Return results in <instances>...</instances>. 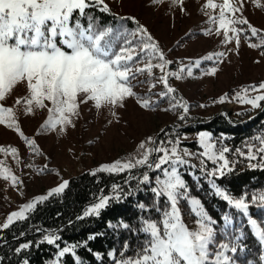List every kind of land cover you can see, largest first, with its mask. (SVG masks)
I'll return each mask as SVG.
<instances>
[{
    "label": "snow or ice",
    "instance_id": "snow-or-ice-1",
    "mask_svg": "<svg viewBox=\"0 0 264 264\" xmlns=\"http://www.w3.org/2000/svg\"><path fill=\"white\" fill-rule=\"evenodd\" d=\"M152 3L163 4L164 0H152ZM250 3L257 8H264L261 0H250ZM168 6L186 13L184 0H170ZM91 8L111 13L105 0H0V125L15 131L29 151L38 153L39 148L36 141L21 130L18 110L24 115L46 110V118L37 132L46 129L61 134L66 133L69 127L76 126L80 106L86 103H90L98 113L107 110L109 124L113 121L119 123L118 109L124 108L129 98H134L141 110L155 111L159 108L160 111H171L176 113L177 120L186 122L193 105L177 96L176 88L169 81L170 77L176 80L184 79L185 75L193 77V69L200 68L201 61L214 63L207 69L201 68L200 75H215V62L228 57L231 51L238 54L241 39L249 47L260 49L261 55H264V29L257 28L243 15L244 0H222L221 3L204 0L202 10H205L209 26L201 31L206 36L218 37L221 45L232 43L234 47L226 51L209 52L188 64L180 62L175 71L169 70L172 61L166 57L148 27L135 16L111 13L116 24H104L98 16L87 11ZM209 9L219 11L214 13L207 11ZM129 20L135 25L131 29L125 23ZM252 38L256 42H252ZM154 70H159V77H156ZM145 73L146 80L137 79ZM133 80L137 84L148 83L149 91L143 95L134 91ZM20 84L25 86L24 94L16 96L13 105L5 106L2 101ZM157 84L162 85L163 90L153 95L151 89ZM229 99L248 105L252 110L264 108V80L258 84L241 86L234 90L231 98L223 93L211 103H223ZM165 101L166 106L160 108ZM199 107L207 105L202 103ZM177 127L179 125H173L174 129ZM160 131L166 139L156 135L146 136L139 140L133 152L90 169L91 175L100 171L112 174L128 172L125 184L135 180L136 190L147 184L153 194L151 204L138 202L141 215L137 226H130L124 221L116 225L143 234V240L134 257L115 259L114 264H239L229 253L246 250L242 243L243 233L238 227H233V232H229L234 217L227 212L221 217L223 226L219 229L214 227L216 220L208 214L201 200L189 195L187 183L178 170L185 165L198 167L199 172L209 180L215 196L247 218L252 234L264 248V226L249 212L250 205L264 210V190H253L250 199L247 192L237 197L212 179L231 173L236 165V160L228 158L230 149L225 145L223 136L213 138L209 131L197 132V143L202 151L193 153L181 147L179 133L173 138L164 129ZM244 148L246 151L237 147L233 155L245 157L249 168L264 169V133L252 137L244 144ZM0 153L10 155L17 165L21 162L19 150L14 146L0 145ZM189 157H195L199 164H192ZM207 162H211L213 167L208 168ZM134 169L144 170L133 176ZM46 170H49L47 165L37 169V173ZM149 170H160L161 174L156 175L153 181ZM50 171L59 175L55 168ZM0 178L9 181L13 187L23 184L4 160H0ZM68 184V180L61 179L46 193L19 205L0 223V230L9 228L16 221L26 220L38 204L54 194H61ZM134 194L131 187L125 191L119 184H113L109 195H101L77 219L99 216L110 199L120 200ZM160 197L165 198L163 209L157 203ZM182 200L187 202L195 217L194 227L190 228L183 219L179 207ZM153 208L157 213L156 219L144 215ZM112 226L109 222V227ZM37 231L40 229L37 228ZM93 238L92 235L88 237L89 240ZM58 240L59 236L50 230L42 235V241L49 245L56 244ZM31 244L32 241L20 243L14 251L20 253ZM129 245L130 242L126 241L124 248L127 249ZM76 247V244L58 247L50 264H59L60 258L66 254H71L79 264L74 251ZM94 255L99 258L100 253ZM107 255L113 257L114 253L109 251ZM260 262L264 264V254ZM20 264H29V261L23 259ZM247 264H252V261L249 260Z\"/></svg>",
    "mask_w": 264,
    "mask_h": 264
},
{
    "label": "rangeland",
    "instance_id": "rangeland-1",
    "mask_svg": "<svg viewBox=\"0 0 264 264\" xmlns=\"http://www.w3.org/2000/svg\"><path fill=\"white\" fill-rule=\"evenodd\" d=\"M110 6L111 13L120 16L133 15L140 23L145 24L153 37L158 41L165 52L166 57L172 61L168 66L170 71H175L180 62L188 64L209 52L226 51L233 48L232 43L221 45L219 38L215 35L206 36L201 29L208 27L207 17L204 15L202 5L204 0H184L186 13H181L176 7H169L170 0H164L163 4H153L152 0H105ZM221 3L222 0H216ZM264 3V0H261ZM245 8L243 15L254 26L264 29V8H257L244 0ZM97 8H91L94 13ZM99 12L100 10L97 9ZM218 13L219 9L207 10ZM102 12V11H101ZM104 13V12H102ZM111 13L109 21L105 24H116ZM100 19L102 17L98 16ZM131 29L135 25L132 21H125ZM187 34V35H186ZM252 42H256L252 38ZM256 61H259L258 63ZM213 61H201L200 68H194V76L176 80L170 77V83L176 88L177 96L193 105L189 115L196 117L200 124L217 117L228 119L229 114L235 117L237 111L251 110L256 114L261 109H250L248 105H241L235 100H226L223 103H211L223 93L229 98L241 86L258 84L264 80V55L260 49H254L241 39L239 53L229 52L228 57L217 61V72L215 75H200V69H207L213 66ZM156 77H159V70H154ZM147 74L138 76L139 80H146ZM134 91L143 95L149 91L148 83L137 84L132 81ZM163 90V86L157 84L151 89L153 95ZM25 86L20 84L6 97L2 103L5 106L14 104L18 95H23ZM207 107L201 108L200 104ZM264 103V102H262ZM167 101L160 105L165 107ZM120 121L108 123L107 110L100 113L90 103L80 106V117L75 121V127H69L64 134L55 130H40V124L46 118V110L37 111L34 115H24L17 111V118L23 133L33 138L38 145L39 152L29 151L24 141L13 130L0 125V145L14 146L19 150L20 164L17 165L10 155L0 153V160L6 161V165L23 181L22 185L13 187L9 181L0 178V223L4 221L7 214L16 210L19 205L30 198L44 194L51 187L60 183L61 179L70 180L83 172L97 167L100 163L110 162L118 157H124L133 152L139 140L149 135H156L159 138L163 135L160 131L173 128L178 124L177 115L171 111L141 110L135 103L134 98H129L126 106L118 109ZM189 124L179 123L176 131L185 129ZM197 132H191L183 136L184 142H190L196 137ZM183 148H187L184 146ZM48 166L49 170L37 173V169ZM55 168L59 175L50 169ZM180 173H183V166H180ZM158 171V170H157ZM103 172V171H100ZM106 173V172H103ZM112 174V173H107ZM156 173L150 175L154 181ZM22 193V194H21ZM185 223L191 228L194 227V215L179 204ZM4 230V229H2ZM62 258V257H61ZM60 258V259H61ZM59 264L60 261H59Z\"/></svg>",
    "mask_w": 264,
    "mask_h": 264
},
{
    "label": "trees",
    "instance_id": "trees-1",
    "mask_svg": "<svg viewBox=\"0 0 264 264\" xmlns=\"http://www.w3.org/2000/svg\"><path fill=\"white\" fill-rule=\"evenodd\" d=\"M89 10L91 9L87 11ZM92 14L102 17L103 19L100 20L104 24V21H109L111 18V16L99 12L97 9ZM234 114L235 117L229 114V120L217 117L203 121L201 124L195 116L190 115L186 122L179 121L180 124H189L185 129L176 131L179 127L168 128L165 132L171 134L173 138L179 133L181 147L187 146L189 151L193 153H199L202 149H200L196 139L184 142L183 136L185 134L209 131L213 138L223 136L225 145L230 149L227 154L228 158L229 160H236V165L231 173L212 179L231 195L238 197L247 192L250 199L253 190H264V169L249 168L245 157L238 154L234 156L233 153L237 147L246 151L244 144L250 141L252 137L264 133V108L257 112L252 119L250 118L254 112L251 110H240ZM160 139H166L164 133ZM189 159L192 164H199L195 157H189ZM255 162L253 161V163ZM207 167H213L212 163L207 162ZM143 170L134 169L132 175H139ZM183 170L181 175L187 183L189 195L201 200L205 210L216 220L214 227L219 229L223 226L221 217L227 212L234 217L233 226L229 227V232H233V227H238L243 233L242 243L246 250L244 252L238 250L236 253H229V255L236 259L239 264H247L249 260L252 261V264H261L260 257L264 254V248L252 234L251 228L247 224V218L230 207L222 198L215 196L209 180L199 172L198 167L191 168L185 165ZM156 173H160V170H149L150 175ZM127 176L128 172L118 174L97 172L95 175H91L90 171H87L71 178L68 186L61 194H54L47 201L38 204L36 209L28 214L26 220L16 221L9 228L0 230V264H20L23 259H27L29 264H50V261L55 258L58 247L69 244L77 245L74 251L79 258V264H114L115 259L134 257L138 247L142 244L143 234L131 232L116 225L120 221H124L130 226H137L138 217L141 215L137 204L141 201L151 204L153 194L147 184L142 185L139 190H136L137 182L135 180H130L128 184H125L124 181ZM113 184H119L125 191L131 187L135 194L122 197L120 200L112 198L109 204L101 210L99 216H87L78 220L79 212L82 215L86 207L94 203L101 195H109L112 192ZM157 203L163 209L165 198L160 197ZM180 203L186 212L190 211L185 200ZM249 212L264 226V210L256 205H250ZM144 215L151 216L153 219L157 218L155 208L144 213ZM69 220L72 221L71 224L68 223ZM109 222L113 225L112 227H109ZM37 228L40 229L39 232ZM49 230L59 236L56 244L49 245L42 241L43 233ZM21 232L24 233L23 236L20 235ZM234 234L239 235L238 233ZM89 235L94 238L89 240ZM27 241H32L28 249H24L20 253L14 251L20 243ZM126 241L130 242L127 249L124 248ZM109 251H113V257H108ZM97 252L100 253L99 258L94 255ZM60 263L77 264V261L71 254H66L60 259Z\"/></svg>",
    "mask_w": 264,
    "mask_h": 264
},
{
    "label": "water",
    "instance_id": "water-1",
    "mask_svg": "<svg viewBox=\"0 0 264 264\" xmlns=\"http://www.w3.org/2000/svg\"><path fill=\"white\" fill-rule=\"evenodd\" d=\"M253 117H255V116H253ZM253 117H252V118H253ZM252 118H250V119H252ZM250 119H249V120H250ZM80 215H81V212H79V214H78L77 216H80Z\"/></svg>",
    "mask_w": 264,
    "mask_h": 264
}]
</instances>
